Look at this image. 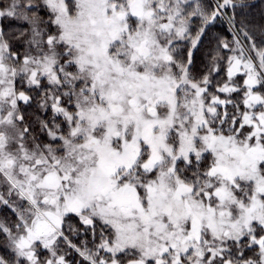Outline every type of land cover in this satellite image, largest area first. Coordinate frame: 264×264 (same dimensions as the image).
<instances>
[{
	"label": "snow or ice",
	"instance_id": "snow-or-ice-1",
	"mask_svg": "<svg viewBox=\"0 0 264 264\" xmlns=\"http://www.w3.org/2000/svg\"><path fill=\"white\" fill-rule=\"evenodd\" d=\"M253 6L0 0V264H264Z\"/></svg>",
	"mask_w": 264,
	"mask_h": 264
},
{
	"label": "trees",
	"instance_id": "trees-1",
	"mask_svg": "<svg viewBox=\"0 0 264 264\" xmlns=\"http://www.w3.org/2000/svg\"><path fill=\"white\" fill-rule=\"evenodd\" d=\"M247 15L255 20L257 23L264 22V16H262V13H264V0H254V6L250 9L246 10ZM227 24L223 20L216 22L208 31L207 35L203 37L202 43L199 46V51L195 53V64L196 67L193 69L194 74H198L199 71H203L205 64L208 62V56L207 53L209 51V47H215L216 45V37H222V38H227L229 41L232 39V36L228 33L227 31ZM17 50V49H14ZM19 51H23L22 48L19 49ZM224 72H221L218 77H216L217 80H223L224 78ZM239 75V74H238ZM221 98H225L223 95ZM231 110V109H230ZM29 113L32 112V109L27 110ZM39 114V113H38ZM43 115V114H39ZM5 216L9 219L12 220L15 217L12 216V214L7 210L3 209L0 210V220L4 219ZM71 223L80 229L81 235L77 238L73 239V243L79 244L82 240L91 239L90 234H84L83 227L79 224L78 218L73 217ZM99 241H97L98 243ZM91 246V245H89ZM42 257L47 256V252H42L41 253ZM248 255H251V253H248ZM68 259H76L80 260L81 258L78 257L75 254L69 255Z\"/></svg>",
	"mask_w": 264,
	"mask_h": 264
}]
</instances>
